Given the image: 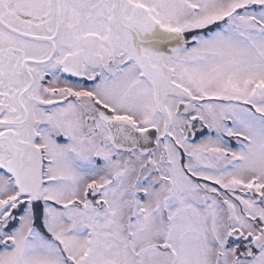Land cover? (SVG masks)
Masks as SVG:
<instances>
[{
  "label": "snow or ice",
  "instance_id": "snow-or-ice-1",
  "mask_svg": "<svg viewBox=\"0 0 264 264\" xmlns=\"http://www.w3.org/2000/svg\"><path fill=\"white\" fill-rule=\"evenodd\" d=\"M0 264H264V0H0Z\"/></svg>",
  "mask_w": 264,
  "mask_h": 264
}]
</instances>
